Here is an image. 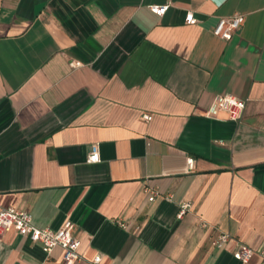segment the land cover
I'll return each instance as SVG.
<instances>
[{
    "label": "crops",
    "instance_id": "crops-1",
    "mask_svg": "<svg viewBox=\"0 0 264 264\" xmlns=\"http://www.w3.org/2000/svg\"><path fill=\"white\" fill-rule=\"evenodd\" d=\"M165 3L162 15L148 7ZM233 14L239 29L215 35ZM226 94L246 102L238 121L207 115ZM7 206L42 228L71 221L75 264H264L233 255L264 248V0H0ZM61 255L0 234V264Z\"/></svg>",
    "mask_w": 264,
    "mask_h": 264
},
{
    "label": "built area",
    "instance_id": "built-area-1",
    "mask_svg": "<svg viewBox=\"0 0 264 264\" xmlns=\"http://www.w3.org/2000/svg\"><path fill=\"white\" fill-rule=\"evenodd\" d=\"M169 4L163 5L150 4L149 9L157 15H162L167 10ZM186 23H194L195 18L192 13H188L185 17ZM244 21V16L241 14H233L226 18H221L213 33L220 36L223 39H230L234 32L239 29ZM245 100L235 97L233 95H216L208 107L207 115L215 116L218 112H226L228 119L238 121L243 116L245 108ZM144 118L149 120L150 115H144ZM99 160L98 147L95 144L91 153L87 157L88 162H97ZM187 164L190 169L193 168L194 159L192 157L187 158ZM150 194L149 200H153L156 195L155 191H148ZM190 207L189 202L180 204L178 217L180 218L186 210ZM120 226L126 227V223L118 221ZM205 225V224H204ZM73 224L67 220L58 229H51L47 227L37 226L32 218V215L24 210L17 209L13 206H7L0 208V234L9 229H14L21 235L28 236L32 242L38 243L41 246L42 251L46 256L50 255L54 248L59 247L62 250V263L63 264H75L82 259L78 248L80 241L72 234ZM231 238L229 233H220L212 241L216 247H223L226 242ZM234 257L241 263H247L254 255H258L264 260V248L255 249L251 246L241 243L238 248L233 252ZM99 257L96 256L93 260V264H97ZM44 264V263H42Z\"/></svg>",
    "mask_w": 264,
    "mask_h": 264
}]
</instances>
